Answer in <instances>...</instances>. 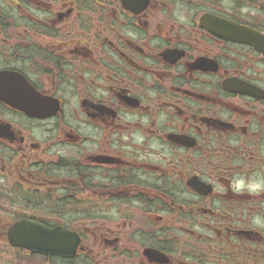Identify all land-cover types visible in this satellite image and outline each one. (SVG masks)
<instances>
[{"label":"flooded vegetation","instance_id":"flooded-vegetation-1","mask_svg":"<svg viewBox=\"0 0 264 264\" xmlns=\"http://www.w3.org/2000/svg\"><path fill=\"white\" fill-rule=\"evenodd\" d=\"M257 175L264 0H0V264H264Z\"/></svg>","mask_w":264,"mask_h":264},{"label":"water","instance_id":"water-1","mask_svg":"<svg viewBox=\"0 0 264 264\" xmlns=\"http://www.w3.org/2000/svg\"><path fill=\"white\" fill-rule=\"evenodd\" d=\"M46 235L50 236V230H46L44 227L40 226H33L32 222H22L11 229L10 240L12 244L20 245L31 251L57 253L52 246L54 243H47L44 240L43 236ZM32 239H36L37 241H32Z\"/></svg>","mask_w":264,"mask_h":264},{"label":"clouds","instance_id":"clouds-1","mask_svg":"<svg viewBox=\"0 0 264 264\" xmlns=\"http://www.w3.org/2000/svg\"><path fill=\"white\" fill-rule=\"evenodd\" d=\"M232 187L234 191H248L250 193L264 192V176L238 177L233 179ZM252 223L256 227H264V218L254 217Z\"/></svg>","mask_w":264,"mask_h":264}]
</instances>
